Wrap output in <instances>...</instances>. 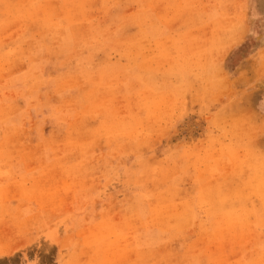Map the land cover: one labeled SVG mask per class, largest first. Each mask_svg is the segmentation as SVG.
I'll use <instances>...</instances> for the list:
<instances>
[{
    "label": "rangeland",
    "instance_id": "374dc122",
    "mask_svg": "<svg viewBox=\"0 0 264 264\" xmlns=\"http://www.w3.org/2000/svg\"><path fill=\"white\" fill-rule=\"evenodd\" d=\"M0 264H264V0H0Z\"/></svg>",
    "mask_w": 264,
    "mask_h": 264
}]
</instances>
